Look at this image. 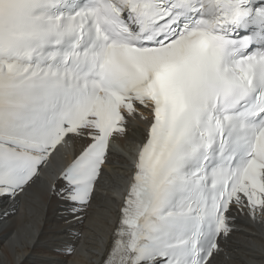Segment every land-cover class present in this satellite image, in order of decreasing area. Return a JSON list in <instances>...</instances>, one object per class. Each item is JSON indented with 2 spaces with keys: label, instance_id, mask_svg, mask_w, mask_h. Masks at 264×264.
I'll use <instances>...</instances> for the list:
<instances>
[{
  "label": "snow or ice",
  "instance_id": "6c2138e0",
  "mask_svg": "<svg viewBox=\"0 0 264 264\" xmlns=\"http://www.w3.org/2000/svg\"><path fill=\"white\" fill-rule=\"evenodd\" d=\"M25 199L94 220L62 250L87 264H238L264 227V0H0V219Z\"/></svg>",
  "mask_w": 264,
  "mask_h": 264
},
{
  "label": "bare ground",
  "instance_id": "6f19581e",
  "mask_svg": "<svg viewBox=\"0 0 264 264\" xmlns=\"http://www.w3.org/2000/svg\"><path fill=\"white\" fill-rule=\"evenodd\" d=\"M130 130L131 138H137L142 131L133 124ZM113 151L117 157H128L133 150L126 141L114 143ZM68 159L71 158V147L64 150ZM106 191L100 193L102 199L113 195L112 186L106 185ZM7 207V205H3ZM89 216H95V210L89 211ZM241 224L248 225L241 219ZM251 227L254 231L249 232ZM245 235L233 238L232 247L241 249L233 253L238 264H253L252 255L257 258L264 245V227L259 224L248 225L240 229ZM83 233V242L90 247L97 246L95 222L90 219L82 227L79 224L65 222L61 208L56 201L33 205L30 199L21 202L15 216L0 219V264H87V260L78 248L74 256L62 254L67 241L73 239V233ZM254 237L253 240L245 236Z\"/></svg>",
  "mask_w": 264,
  "mask_h": 264
}]
</instances>
